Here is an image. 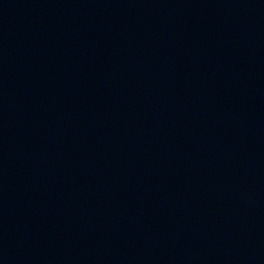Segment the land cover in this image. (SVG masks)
Returning <instances> with one entry per match:
<instances>
[{"label": "water", "instance_id": "water-1", "mask_svg": "<svg viewBox=\"0 0 264 264\" xmlns=\"http://www.w3.org/2000/svg\"><path fill=\"white\" fill-rule=\"evenodd\" d=\"M0 264H264V0H0Z\"/></svg>", "mask_w": 264, "mask_h": 264}]
</instances>
